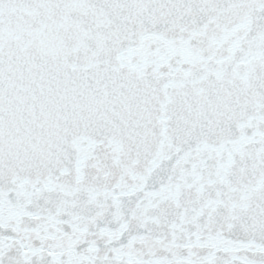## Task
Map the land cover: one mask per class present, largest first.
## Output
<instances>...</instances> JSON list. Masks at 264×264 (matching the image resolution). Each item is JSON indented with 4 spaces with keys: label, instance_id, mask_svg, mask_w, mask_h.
<instances>
[{
    "label": "snow or ice",
    "instance_id": "snow-or-ice-1",
    "mask_svg": "<svg viewBox=\"0 0 264 264\" xmlns=\"http://www.w3.org/2000/svg\"><path fill=\"white\" fill-rule=\"evenodd\" d=\"M0 264H264V0H0Z\"/></svg>",
    "mask_w": 264,
    "mask_h": 264
}]
</instances>
